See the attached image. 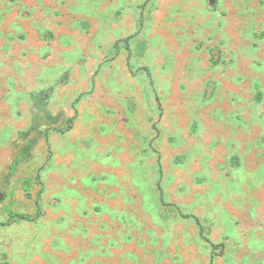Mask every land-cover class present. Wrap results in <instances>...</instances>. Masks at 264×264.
<instances>
[{
  "label": "rangeland",
  "instance_id": "obj_1",
  "mask_svg": "<svg viewBox=\"0 0 264 264\" xmlns=\"http://www.w3.org/2000/svg\"><path fill=\"white\" fill-rule=\"evenodd\" d=\"M211 262L264 264V0H0V264Z\"/></svg>",
  "mask_w": 264,
  "mask_h": 264
},
{
  "label": "trees",
  "instance_id": "obj_2",
  "mask_svg": "<svg viewBox=\"0 0 264 264\" xmlns=\"http://www.w3.org/2000/svg\"><path fill=\"white\" fill-rule=\"evenodd\" d=\"M34 101L38 104L41 105L45 100H46V96L42 95L41 93H36L34 94ZM74 119V117L72 116L71 118H69V123L72 122V120ZM71 127V125L69 126ZM49 130H47L48 132ZM38 179H39V175H38ZM37 197H40V193H38ZM41 214V209L40 207H38V210L35 214H31V213H12V218H21V219H33L37 216H40ZM196 218V217H195ZM212 264V262L210 263Z\"/></svg>",
  "mask_w": 264,
  "mask_h": 264
}]
</instances>
